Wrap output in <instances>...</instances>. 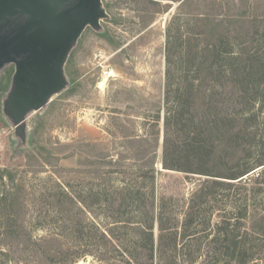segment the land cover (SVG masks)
<instances>
[{
  "label": "rangeland",
  "instance_id": "rangeland-1",
  "mask_svg": "<svg viewBox=\"0 0 264 264\" xmlns=\"http://www.w3.org/2000/svg\"><path fill=\"white\" fill-rule=\"evenodd\" d=\"M103 1L110 17L79 38L66 63L68 87L29 116L25 145L3 112L15 67L0 72V264H137L130 260L136 254L144 263L147 252L135 248L131 227L116 222L118 190L153 165L154 215L163 201L167 227H179L166 229L165 264H213L227 244L225 229H236L250 249L243 264H264L261 167L230 180L162 164L169 36L176 79L197 83L195 61L178 63L186 40L194 51L220 43L221 56L242 57L243 112H257L245 139L248 159L262 151L264 0ZM206 88L217 104L213 113L233 115L231 81ZM110 229L121 238L104 237ZM154 231L157 239V224Z\"/></svg>",
  "mask_w": 264,
  "mask_h": 264
},
{
  "label": "trees",
  "instance_id": "trees-1",
  "mask_svg": "<svg viewBox=\"0 0 264 264\" xmlns=\"http://www.w3.org/2000/svg\"><path fill=\"white\" fill-rule=\"evenodd\" d=\"M174 43L173 38L169 36L167 39L169 54L171 45ZM181 47L183 50L178 63L195 61L196 77L194 79L197 83L194 84L188 75L184 76V79H176L171 74L170 68L173 59L171 55H167L166 99H171V101L166 103V113L163 119V167L208 176H221L230 180H241L261 167L262 171L259 172L261 176L264 173V107L260 108L263 112V132L259 144L262 151L254 159L249 160L251 154L245 139L252 133L248 132L249 121H256L257 112L249 117L243 112L241 97L245 93V87L241 75L243 72L242 57L231 56L226 52L224 56H221L224 54L221 50L224 49V45L220 43H207L194 51L190 42L186 40ZM216 79L223 83L231 81L235 88L237 94L235 110L229 117L213 113L217 104L214 105L212 96L208 94L209 89L206 88V83L214 82ZM239 105L242 107L237 109ZM224 167L227 173L221 175L220 171H216L217 168L222 170ZM135 172L137 181L123 180L118 190L120 209L116 222L120 228L131 227L130 237L134 240L135 248L147 252V261L144 263L140 261L139 254L130 257L131 262L165 264L166 229H178L179 227H167L166 207L163 201L160 204L157 218L154 215V210H152L156 177L154 165ZM196 195L203 197L206 193L200 189ZM124 205L126 207L122 210L121 206ZM192 210L193 208H190L186 213L188 217L193 215ZM127 216H130L129 220L125 219ZM156 224L158 226L157 239L154 231ZM176 233H173L172 242H176ZM103 236L121 238L117 237L112 229L106 231ZM223 236L227 244L213 264H218L224 259L226 264H232L234 261L243 264L252 257L249 254L250 249L245 247L239 239L236 229H225Z\"/></svg>",
  "mask_w": 264,
  "mask_h": 264
},
{
  "label": "water",
  "instance_id": "water-1",
  "mask_svg": "<svg viewBox=\"0 0 264 264\" xmlns=\"http://www.w3.org/2000/svg\"><path fill=\"white\" fill-rule=\"evenodd\" d=\"M109 17L103 0H0V72L15 67L3 112L23 145L29 116L68 87L66 63L85 29Z\"/></svg>",
  "mask_w": 264,
  "mask_h": 264
}]
</instances>
